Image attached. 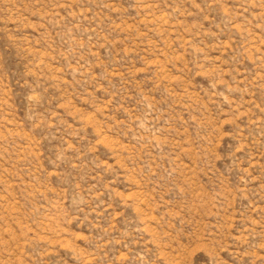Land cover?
Segmentation results:
<instances>
[{
  "label": "rangeland",
  "instance_id": "1",
  "mask_svg": "<svg viewBox=\"0 0 264 264\" xmlns=\"http://www.w3.org/2000/svg\"><path fill=\"white\" fill-rule=\"evenodd\" d=\"M0 264H264V0H0Z\"/></svg>",
  "mask_w": 264,
  "mask_h": 264
}]
</instances>
